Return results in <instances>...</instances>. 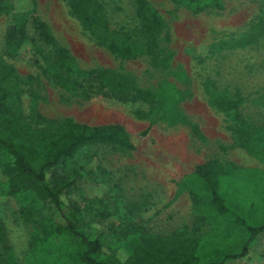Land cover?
<instances>
[{
    "label": "trees",
    "instance_id": "16d2710c",
    "mask_svg": "<svg viewBox=\"0 0 264 264\" xmlns=\"http://www.w3.org/2000/svg\"><path fill=\"white\" fill-rule=\"evenodd\" d=\"M171 1L195 14L221 10L224 0ZM63 2L82 31L115 57L145 56L152 67L186 79L178 66L170 69L174 53L165 45V23L147 0H130L129 22L110 20L99 0ZM114 8L121 10L115 4ZM0 15L9 16L0 47V207L8 205L28 226L26 249L18 259L10 255L7 229L0 219V264H224L248 259L253 240L258 234L264 237L263 170L216 158L195 165L176 183L188 195L190 225L169 234L153 233L136 218L141 204H129L117 186L102 177L100 159L92 149L107 146L130 153L134 145L127 131L117 123L90 125L43 116L36 106L35 77L19 74L5 57L29 56L48 82L73 97L145 103V111L133 110L148 122L142 134L156 122L174 121L202 139L199 126L177 106L186 97L183 90L167 80L153 88L140 87L112 68H81L39 17L34 0H0ZM263 36L264 18L257 16L239 33L201 48L212 55L251 45ZM202 87L208 103L225 115L224 129L233 144L264 161V126L254 125L239 111L242 97L219 89L208 77ZM24 92L29 98L26 113ZM83 179L104 184L103 195L84 194L77 185ZM72 187L78 189L80 202L66 206L62 196ZM84 217H114L107 222L112 238L108 252L97 237L82 230Z\"/></svg>",
    "mask_w": 264,
    "mask_h": 264
},
{
    "label": "rangeland",
    "instance_id": "374dc122",
    "mask_svg": "<svg viewBox=\"0 0 264 264\" xmlns=\"http://www.w3.org/2000/svg\"><path fill=\"white\" fill-rule=\"evenodd\" d=\"M34 1L39 17L47 23L56 41L69 51L81 68H112L144 88H153L160 80H167L186 93L177 106L190 121L199 126L202 139L191 136L186 125L174 121L156 122L142 134L148 122L135 116L133 110L145 111V103L73 97L48 82L30 62L29 56L5 57L19 74L35 77L36 106L43 116L68 117L90 125L117 123L127 131L134 145L130 153L122 154L107 146L92 149L100 159L102 177L114 183L129 204H141L136 218L149 231L169 234L190 225L189 198L185 191L178 190L176 183L190 173L195 165L216 158L221 162L230 161L237 166L264 171V161L249 156L233 144L224 129L225 115L208 103L202 87V80L208 77L219 89L237 93L243 99L239 111L254 125L264 126V36L251 45L223 49L212 55H207L201 48L225 35L239 33L257 16L264 18V0H224L221 10L210 9L195 14L171 0H147L165 23L168 35L165 45L174 53L170 69L178 66L185 74L186 79L183 81L176 79L170 70L152 67L145 56L119 59L97 45L68 14L63 0ZM99 1L103 3L110 20L129 22L132 15L130 0ZM114 4L121 10L116 11ZM8 22V15H0V47ZM28 103L29 98L24 92L22 108L25 113ZM77 185L86 195L102 196V190H106L104 184L102 186L84 179ZM77 190L72 187L63 194L62 200L66 206L71 201L80 202ZM113 218L101 221L84 217L81 223L84 232L99 239L104 252L112 247L107 222ZM0 219L7 229L10 255L21 259L26 249L28 226L16 218L8 205L0 207ZM263 238L258 234L253 240L248 259L229 260L224 264H264V254L260 256V253H264V248L261 250Z\"/></svg>",
    "mask_w": 264,
    "mask_h": 264
}]
</instances>
